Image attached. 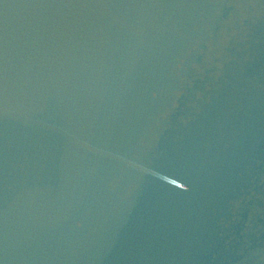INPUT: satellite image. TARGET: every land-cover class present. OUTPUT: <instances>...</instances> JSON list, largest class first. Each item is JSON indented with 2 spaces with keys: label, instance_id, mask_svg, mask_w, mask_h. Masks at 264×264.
<instances>
[{
  "label": "water",
  "instance_id": "water-1",
  "mask_svg": "<svg viewBox=\"0 0 264 264\" xmlns=\"http://www.w3.org/2000/svg\"><path fill=\"white\" fill-rule=\"evenodd\" d=\"M0 264H264V0H0Z\"/></svg>",
  "mask_w": 264,
  "mask_h": 264
}]
</instances>
